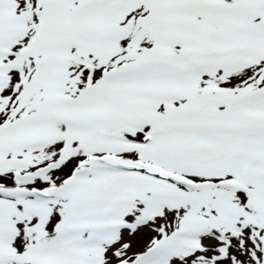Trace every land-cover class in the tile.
I'll use <instances>...</instances> for the list:
<instances>
[{"label": "snow or ice", "instance_id": "6c2138e0", "mask_svg": "<svg viewBox=\"0 0 264 264\" xmlns=\"http://www.w3.org/2000/svg\"><path fill=\"white\" fill-rule=\"evenodd\" d=\"M0 264H264V0H0Z\"/></svg>", "mask_w": 264, "mask_h": 264}]
</instances>
